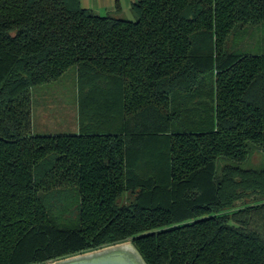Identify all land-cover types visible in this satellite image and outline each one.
<instances>
[{"label": "trees", "instance_id": "1", "mask_svg": "<svg viewBox=\"0 0 264 264\" xmlns=\"http://www.w3.org/2000/svg\"><path fill=\"white\" fill-rule=\"evenodd\" d=\"M131 12L0 0V264L127 240L147 264H264V164L242 165L264 153V0ZM71 68L79 132L33 134L32 89Z\"/></svg>", "mask_w": 264, "mask_h": 264}, {"label": "rangeland", "instance_id": "2", "mask_svg": "<svg viewBox=\"0 0 264 264\" xmlns=\"http://www.w3.org/2000/svg\"><path fill=\"white\" fill-rule=\"evenodd\" d=\"M133 18V14H124ZM252 53L264 52V28L258 29L254 37L248 40ZM78 84L74 68L69 69L59 80L32 89V125L31 132L39 135H58L77 133L78 122ZM221 164H223L221 162ZM264 164V153L255 150L242 165L248 168H260ZM130 196H124L127 201Z\"/></svg>", "mask_w": 264, "mask_h": 264}, {"label": "water", "instance_id": "3", "mask_svg": "<svg viewBox=\"0 0 264 264\" xmlns=\"http://www.w3.org/2000/svg\"><path fill=\"white\" fill-rule=\"evenodd\" d=\"M43 264H147L132 241L116 243Z\"/></svg>", "mask_w": 264, "mask_h": 264}, {"label": "crops", "instance_id": "4", "mask_svg": "<svg viewBox=\"0 0 264 264\" xmlns=\"http://www.w3.org/2000/svg\"><path fill=\"white\" fill-rule=\"evenodd\" d=\"M137 0H80L82 7L91 9L98 15L122 17L131 11V5ZM79 93V89H78ZM78 110V101H77ZM79 122V121H78ZM77 122L78 130L79 123ZM79 132V131H78ZM77 132V133H78Z\"/></svg>", "mask_w": 264, "mask_h": 264}]
</instances>
